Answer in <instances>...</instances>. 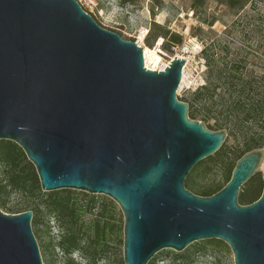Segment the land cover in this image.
Masks as SVG:
<instances>
[{
  "label": "water",
  "instance_id": "obj_1",
  "mask_svg": "<svg viewBox=\"0 0 264 264\" xmlns=\"http://www.w3.org/2000/svg\"><path fill=\"white\" fill-rule=\"evenodd\" d=\"M186 64L176 55L164 69H147L141 45L77 0H0V140L24 150L44 191L115 200L125 264L209 239L227 243L235 264H264V188L256 201H239L263 148L244 154L215 194L186 187L228 136L188 116L178 98ZM32 218V210L0 207V264H44Z\"/></svg>",
  "mask_w": 264,
  "mask_h": 264
},
{
  "label": "rangeland",
  "instance_id": "obj_2",
  "mask_svg": "<svg viewBox=\"0 0 264 264\" xmlns=\"http://www.w3.org/2000/svg\"><path fill=\"white\" fill-rule=\"evenodd\" d=\"M102 14L95 18L97 22L113 31L121 34L128 40H133L143 47L151 49L146 51L145 63L154 68L164 69L174 56L188 58L184 69L182 82L178 88V97L186 98L198 86L205 83L207 66L202 56L204 45H211L216 57L232 58L227 52V47L232 52L242 51L248 53L249 61L256 63L255 68L260 70L263 60L259 52L264 47V0H251V2L239 13L228 8L217 0H98ZM159 29H166L183 35L181 46H173L172 51L162 46L163 38L154 40V35ZM152 44V46H150ZM228 56V57H227ZM238 141L233 136H227L221 148L213 155L203 159L202 166L197 171H191L185 184L188 189L201 195L204 187L224 184L228 165L233 162L238 154ZM264 149V147H262ZM226 152H229L227 160ZM220 162L218 165L216 163ZM212 168L209 172L204 170ZM260 172H264V159L260 166ZM191 177V186L188 184ZM5 167L0 162V184L7 182ZM8 190V203L13 206L21 202L34 201L46 198L45 195L31 197L29 193H22L10 187ZM63 190V189H59ZM74 191L72 196L82 205L81 221L89 226L100 218L101 207L109 203V211L112 223L120 231L108 233L106 242L101 244L105 252L98 256L99 264H121L124 262V214L119 204L111 197L104 194H93L81 190ZM43 192H54L44 191ZM95 200L96 205L92 210L88 209L90 200ZM2 209V208H1ZM7 212L6 210L2 209ZM10 213V212H7ZM47 220V218H45ZM32 229L39 243L40 252L44 264H68V255L60 246L54 248V254L47 250L46 244L51 239L57 243L63 229L53 219L49 222L51 237L43 235L44 226H36L33 221ZM39 231H38V230ZM218 240V239H209ZM202 241L191 243L185 250L177 251L167 248L159 251L148 264H235L234 254L230 246L201 248ZM222 241V240H221ZM224 242V241H223ZM72 258L79 264H91L90 260L80 252L72 254Z\"/></svg>",
  "mask_w": 264,
  "mask_h": 264
},
{
  "label": "trees",
  "instance_id": "obj_3",
  "mask_svg": "<svg viewBox=\"0 0 264 264\" xmlns=\"http://www.w3.org/2000/svg\"><path fill=\"white\" fill-rule=\"evenodd\" d=\"M217 1L237 13L251 2V0ZM155 25L158 31L154 35V40L163 38L162 46L165 49L172 51L173 46L183 44V35L159 29L160 26ZM151 49L146 48L145 53L152 51ZM227 52L232 54L229 60L223 56L217 58L211 45H204L201 53L207 66L205 83L198 86L188 97H178L188 102V116L191 119L203 122L211 130L226 129L228 136H233L238 141L239 151L235 160L228 165L225 183L202 188L200 193L203 196L215 194L228 183L237 161L244 154L264 147V47L258 53L263 60L260 70L255 68L256 63L249 61L248 53L242 54L241 49L232 52L227 47ZM226 154L224 160L228 159L229 152ZM0 162L4 164L7 177V182L0 184V207L10 213L32 210L33 223L36 226H44L45 230L42 232L46 237H51L49 222L52 219L57 221L59 227L63 229L62 237L57 243L51 239L46 244L47 250L53 255L54 248L60 246L68 255V264H79L72 258V254L77 251L88 258L91 264H99L98 256L105 252L101 244L106 242L108 233L122 229L121 225L118 227L112 223L109 203L101 207L100 218L86 226L81 221L82 205H79L72 196L74 191L63 189L43 192L34 164L17 143L6 139L0 140ZM202 164H197L192 170L197 171ZM211 169L207 168L204 171L209 172ZM188 184L192 185L191 177ZM8 187L29 193L31 197H40L41 194L47 197L40 199L39 202L24 201L11 206L7 200ZM263 188V174L258 171L242 186L239 194L240 203L250 204L256 201L261 196ZM95 205L96 202L92 199L87 207L92 210ZM201 243L204 250L209 247L227 246L221 240H205Z\"/></svg>",
  "mask_w": 264,
  "mask_h": 264
},
{
  "label": "built area",
  "instance_id": "obj_4",
  "mask_svg": "<svg viewBox=\"0 0 264 264\" xmlns=\"http://www.w3.org/2000/svg\"><path fill=\"white\" fill-rule=\"evenodd\" d=\"M80 5L83 7V9L90 13L93 17H96L98 14H102V9L99 8V1L98 0H77ZM146 65V63H145ZM187 65V64H186ZM186 67V66H185ZM184 67V69H185ZM146 68L147 69H152V70H161V69H157V68H154L153 66L151 65H146ZM184 69H183V72H184Z\"/></svg>",
  "mask_w": 264,
  "mask_h": 264
},
{
  "label": "bare ground",
  "instance_id": "obj_5",
  "mask_svg": "<svg viewBox=\"0 0 264 264\" xmlns=\"http://www.w3.org/2000/svg\"><path fill=\"white\" fill-rule=\"evenodd\" d=\"M144 57H145V50H144ZM180 57H184V56H180ZM184 58H186V57H184ZM186 59H187V63H188V58H186ZM183 74H184V72H183Z\"/></svg>",
  "mask_w": 264,
  "mask_h": 264
}]
</instances>
